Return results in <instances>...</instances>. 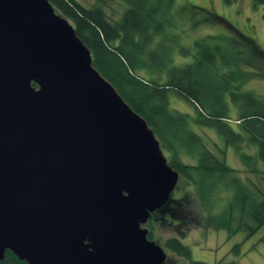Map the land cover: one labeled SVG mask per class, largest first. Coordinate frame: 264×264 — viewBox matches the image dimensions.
<instances>
[{
  "label": "water",
  "instance_id": "water-1",
  "mask_svg": "<svg viewBox=\"0 0 264 264\" xmlns=\"http://www.w3.org/2000/svg\"><path fill=\"white\" fill-rule=\"evenodd\" d=\"M179 179L73 24L49 0H0V261L165 264L142 224Z\"/></svg>",
  "mask_w": 264,
  "mask_h": 264
},
{
  "label": "trees",
  "instance_id": "trees-1",
  "mask_svg": "<svg viewBox=\"0 0 264 264\" xmlns=\"http://www.w3.org/2000/svg\"><path fill=\"white\" fill-rule=\"evenodd\" d=\"M49 1L73 24L91 51L94 67L145 118L161 149L169 154V164L197 188L221 228L230 235L245 230L246 238L252 237L264 225V183L241 177V170L228 163L227 155L233 147L249 172L264 173V94L245 87L251 75H264L260 45L243 35L253 57L242 58L239 52L213 43V36H205L179 50L193 60L178 64L171 56L172 48L161 58L156 51L159 46L155 47L168 28H178L183 19L174 0H120L124 10L118 16L107 9L117 0H94L90 5L79 0ZM253 2L264 5V0ZM215 17L232 27L225 18ZM137 68L152 73L159 69L168 79H147L136 73ZM171 93L191 102L195 112L172 108ZM205 127L215 131L222 145L200 132ZM158 211L161 217L167 213L176 222L188 223L181 211L169 207L156 210L150 218ZM148 235L153 238L151 232ZM165 246L188 264H219L193 259L191 247L178 237L167 238ZM240 246L235 245L238 253ZM0 264L29 263L8 249Z\"/></svg>",
  "mask_w": 264,
  "mask_h": 264
},
{
  "label": "rangeland",
  "instance_id": "rangeland-1",
  "mask_svg": "<svg viewBox=\"0 0 264 264\" xmlns=\"http://www.w3.org/2000/svg\"><path fill=\"white\" fill-rule=\"evenodd\" d=\"M84 4H92L94 0H79ZM175 7L181 11L183 19L180 20L178 28L169 27L164 33L165 38H159L155 47L158 56L165 58L167 51L172 48L171 56L178 64L188 63L193 56H185L179 50L193 46L194 41L203 37L213 36V43H219L233 52H239L240 57H253L246 49V42L243 37L248 36L255 40L264 51V5H255L253 0H174ZM112 8H107L113 15H120L124 10V4L120 0L114 1ZM225 18L231 25H227L216 19L215 15ZM178 20V21H179ZM177 21V20H176ZM177 21V22H178ZM198 21V23H195ZM239 32L242 37L237 33ZM173 38V41L168 39ZM243 65V64H241ZM156 71V72H155ZM154 73L145 68H137L136 73L147 78H160L161 82L168 79V75L159 69ZM262 71V70H260ZM256 94H264V75L254 74L245 86ZM172 108L182 112H195L194 105L183 97L174 93L170 95ZM211 141L222 145L221 139L214 130L200 128ZM210 147L216 151L213 145ZM216 153H218L216 151ZM165 156L169 154L164 150ZM186 161H194L188 157ZM228 163L241 170L240 176L250 177L257 183H264V173L254 174L249 172L248 167L235 153L233 147L229 148L227 155ZM262 168V167H261ZM167 207L172 210H179L184 214V225L167 224L161 220V214L150 218L142 227L152 233L153 239L167 252L168 258L165 264H188V260L177 256L165 246L169 237H178L192 250L193 259L219 264H264V225L250 238H246V231H239L230 235L227 229L221 228L216 218L209 214L206 202L200 197L197 188L192 186L183 177H180L178 186L171 195ZM241 244L240 252H236L235 245Z\"/></svg>",
  "mask_w": 264,
  "mask_h": 264
},
{
  "label": "flooded vegetation",
  "instance_id": "flooded-vegetation-1",
  "mask_svg": "<svg viewBox=\"0 0 264 264\" xmlns=\"http://www.w3.org/2000/svg\"><path fill=\"white\" fill-rule=\"evenodd\" d=\"M161 220H162L163 222H166L167 224H174V223H176V224H178V225H184V223L176 222V221H174L172 218L168 217V214H167V213H165L164 215H162ZM148 236H149V235H148ZM149 238H150V237H149ZM150 239H153V238H150ZM153 240H154V239H153Z\"/></svg>",
  "mask_w": 264,
  "mask_h": 264
}]
</instances>
